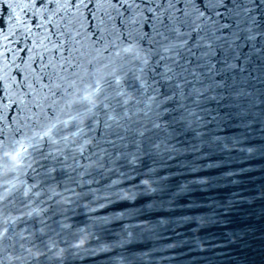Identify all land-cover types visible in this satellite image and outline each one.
<instances>
[{
	"label": "snow or ice",
	"instance_id": "obj_1",
	"mask_svg": "<svg viewBox=\"0 0 264 264\" xmlns=\"http://www.w3.org/2000/svg\"><path fill=\"white\" fill-rule=\"evenodd\" d=\"M0 2L12 8L7 21L0 14V264H44L53 252L62 259L56 240L37 244L34 233L16 231L41 215V197L60 195L37 178L34 157L52 155L42 148L82 154L99 147L97 135L115 137L106 141L114 148L142 142L150 130L142 121L177 115L173 105L182 120L199 122L188 102L215 99L210 92L248 99L246 48L264 56V0ZM152 179L142 181L146 192Z\"/></svg>",
	"mask_w": 264,
	"mask_h": 264
}]
</instances>
